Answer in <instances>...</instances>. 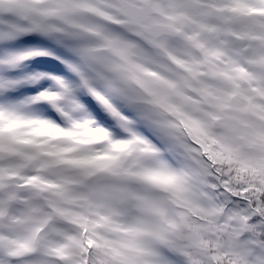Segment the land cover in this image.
<instances>
[{
  "label": "rangeland",
  "instance_id": "1",
  "mask_svg": "<svg viewBox=\"0 0 264 264\" xmlns=\"http://www.w3.org/2000/svg\"><path fill=\"white\" fill-rule=\"evenodd\" d=\"M1 1L5 4L3 5L4 9H9L10 12L14 13L11 3L20 0ZM170 1L173 4V11H170L173 18L178 16V14L174 13V6H179L180 9L185 8L189 6L187 3L190 0ZM203 1L206 2L205 4H212L211 0ZM231 2L235 4L230 5L239 9H237L238 14L236 18L237 20H241L238 21L239 24L243 22V19L239 16L240 11H246L250 8L257 11L262 10L260 13L263 16L262 21H264V0H226V4ZM199 4L203 3L199 2ZM219 5L221 4H215L216 7ZM4 9L0 8V149L3 151L10 150L12 147L18 145V141H27L33 135L40 137L41 129L47 127L45 116L35 110V106L39 104L37 99L39 95L38 93L32 94L29 92L31 89L30 85L34 83V86L39 87L38 89L42 88L39 93L45 90L50 91L49 94L43 92L50 99H53L50 94L55 95L51 93L55 92V87L59 88L66 99V101L60 102L59 106L69 121L67 122L66 130H60L57 128L58 126L52 124L54 137H61L64 131L75 129L77 133L75 144H79L83 140V142L89 143L94 148L104 152L107 156V162H111L112 160V163L116 164L113 175L101 173L92 177V181L95 182L94 187L98 190L95 195L96 214L94 220L96 225L91 228V231L96 234L99 232L101 235L105 233L110 234L111 232L112 235H109L108 239L113 246L109 250L96 252L94 254L96 260L107 263L110 261V264H161V261L150 250L148 244L150 236H154V234H156L155 238L157 241L161 242L160 236L162 234L168 236L169 228L166 225L160 226L157 222L158 217L154 219L152 217L156 215V212L159 213L160 210L169 212L168 214L171 216L175 213L172 209V211H167L166 206L159 202L161 200L160 193L164 192L170 200L176 196H188L195 198V200L199 197L204 203L200 195H205L206 197L208 183L205 175L206 164L202 157V144L206 145L209 143L211 146H214L219 141L218 146L214 148L215 151L219 149V146L235 149L237 146L234 140L235 134L240 130L242 131V127L238 124V116L236 115L240 113V118H244L245 115H242V109L229 115L230 120L236 123L237 127L235 130L233 128L232 131L230 129L226 130L224 123L226 117L221 114L219 108L221 96L217 94L219 90L215 91L217 89L216 86L221 83L216 75L213 79L217 83H209L205 80L207 81L205 82V89L201 84L200 86L190 85L185 78L180 82V76L175 80H171V72L170 74L154 72L152 75L145 68L131 66L129 59L126 60L121 52H114L106 44L91 46L90 52H79V60L73 61L69 58L73 50L72 45L68 42L70 36L67 37L65 32H58L56 40L55 36L47 31L46 26L37 25L32 19L28 24L20 25L18 23L19 20L10 19L8 11ZM47 11L45 10L44 12ZM184 13L188 16L193 15V17L195 15V12L193 13L189 8ZM256 21L249 19L246 23L249 30H251V26L254 28L252 30L253 34L258 33L262 42L260 48L251 53L247 44H243V46H247L251 55L255 56L254 62H249L254 65L255 69H259L264 79V65L262 64V60H264V24L258 22V27L256 26ZM49 26L51 28L50 23ZM206 26L208 27V25ZM94 29L98 31V28ZM103 29L106 30V28ZM100 35L104 38L103 31H101ZM94 37L98 42L99 36L96 35ZM215 41L211 40L213 45H215ZM194 44L200 45L197 41ZM216 45L219 46L218 43ZM173 46V48H169L170 51L172 50L171 55L173 57L177 54H182L183 56L179 57L182 58L185 56V52H190L183 45L175 44ZM94 53L102 55L100 59L95 60V63L99 65L97 69L101 71L92 68L89 70L73 67L76 64L86 63L87 60L83 59V57ZM113 53H115L116 58L110 59L109 55ZM193 55L196 57L197 53L194 52ZM226 56L227 63L224 66L229 65V59H234L228 52ZM197 61L199 63L200 59ZM107 63L112 64L113 67L102 71L105 69L104 65ZM12 65L15 66L10 67ZM129 65L137 69L134 70L136 72L135 75ZM133 65L136 66L137 64ZM219 66L220 64H217L216 67L218 68ZM241 67L243 75L239 73L234 76H238L240 80L242 76L247 79L250 76L247 62L246 67ZM37 68L43 72H33ZM160 69L163 70L164 68L161 67ZM259 72L257 73V81L264 83ZM64 73H69L84 81L88 97L87 103H84L72 92L70 81H63L62 75ZM33 76H40V78L32 81ZM159 81H163L164 83ZM179 82L180 84L172 90ZM225 84L228 88L231 86L223 83L221 87ZM152 86L155 94H158L162 98L157 97L153 90H150ZM247 87H250V85ZM240 89L241 92L238 97H233L232 101L239 99L242 102V95L246 88L241 87ZM208 90H211L216 95H211ZM247 92L249 93V103L254 100H264L263 87H260L259 91L248 89ZM164 93L170 94V96L165 97ZM203 93L210 107L216 110L215 114H210L212 122H217L214 116L218 118L216 127H213L208 122L205 108L200 105L199 95ZM16 96H19L17 100L14 99ZM103 103L118 105L126 110L125 113L129 112L131 114L128 120L118 121V123L127 128L124 131L128 132L131 138L130 148L125 153L126 163L117 162L115 157L119 156V148L127 144V136L121 132L114 134L121 141L119 145L111 148L110 144H116L111 141L112 134L105 133L101 129L100 131L97 130V124L94 123L90 116H86L100 111L99 106ZM262 109L263 107H260L259 111ZM262 114H264V111H262ZM124 116L126 117L125 114ZM117 117L119 118V115ZM120 118L122 117L120 116ZM193 123L196 128L203 126V128L206 127L208 129L210 134L209 140L202 139L200 141L194 137V131L191 129ZM230 123L232 126V122L227 121V124ZM255 124H258V122ZM253 127L257 126L253 125ZM262 127H264V123ZM203 137L206 138V134H203ZM221 137L222 142H220ZM223 140L227 141V143ZM66 143L71 144V141H66ZM67 144L64 145L66 150L64 156L70 160L81 158L83 154L78 152L79 149H69ZM157 144L166 147L170 151L173 164L166 165L162 159L155 155ZM26 150L27 146H23L22 152ZM211 151H206L208 158H212L215 155V152ZM29 157L30 154L27 157L23 155L18 159H12V161L0 165V169H2L0 170V186L6 192L5 198H0L2 207H4L5 201H10L12 204H20L19 209L15 212V216L12 215L15 221H12L8 226V228L12 229L11 233L5 231L0 235V244L1 242L6 243L9 240H13L12 243L14 245L11 249L0 250V264H49V262L56 264L54 262L55 253H43L41 255L33 253L34 251L32 250L35 247L36 241L32 238L31 232L35 228L42 230L40 234L43 232L42 240H40V243L43 245L62 243V245H71V250H75L76 235L74 224L75 220H82L83 218H81L80 212H76L73 209V206L78 202V199L84 201L82 189L77 187L76 184L83 186L86 179L82 178L81 172H86L81 170L83 168H91L92 165L87 164L83 168L77 167L74 169V172H71L70 167L56 165L59 162L57 158L49 159L42 153L38 156L37 152L36 160H34V156L31 159ZM1 159L2 154L0 155V161ZM106 161H104L105 168L109 166ZM18 171H28L24 180L18 179L15 174ZM44 175L49 178L48 180L51 185L48 186H53L54 191L58 190V197L49 193L47 200H41L43 205L47 204L46 209L38 202L36 196L41 197V193L38 192V189L34 185L36 182L34 180ZM175 175L179 178H175ZM261 175L262 179H264V168ZM62 177L64 180L59 184L57 179ZM141 181H146L148 187L146 196L142 195L144 189L139 184ZM222 183L226 187L225 179H223ZM21 184L23 186L16 190L17 185ZM118 184L121 185L120 191L115 192L114 188L111 189L112 185L116 187ZM116 194L121 195L124 199L121 204L124 212L122 209L118 211L115 205L108 207L109 202L113 200V196ZM64 198H70L67 201L69 203L68 206L64 205ZM208 198H210L209 201L212 203L211 198H213V195L211 191L208 192ZM83 201L82 207L85 210ZM151 206L154 209L152 216H150ZM52 207L59 214V222L66 225L69 224L66 230H62L59 227L55 228L50 221H46V226L50 227L48 231L44 229L46 227L43 224L51 214L48 208ZM206 208L212 211V215L215 214L214 207ZM220 209L222 210V206H220ZM159 217L166 218L164 215H160ZM107 219L110 220L108 222L109 226H107ZM238 223V221L234 222L235 225H238ZM97 225L99 228H97ZM52 227L55 228V231H51ZM241 228L243 229L244 227L241 226ZM76 229L78 230L79 228ZM82 230L84 228L80 226L78 230L79 235L84 232ZM198 231L199 229L190 228L189 230L187 227L184 230L187 242H193ZM92 236V234L89 235L90 238ZM129 240L137 241L141 245L143 244V248L139 250L143 251L146 248L147 252H137L136 257H131L124 250L125 246H129ZM51 251L53 250H45V252Z\"/></svg>",
  "mask_w": 264,
  "mask_h": 264
},
{
  "label": "trees",
  "instance_id": "2",
  "mask_svg": "<svg viewBox=\"0 0 264 264\" xmlns=\"http://www.w3.org/2000/svg\"><path fill=\"white\" fill-rule=\"evenodd\" d=\"M233 31L236 34L242 35L239 28L234 29ZM218 48L221 49L220 45ZM220 53L221 56H223L224 53L222 51H220ZM244 97L246 96L244 95ZM242 137L244 138L243 143L247 150L241 152L236 148L223 147V149L222 146H219L218 151H215V155L213 156V161L211 164H215L216 172L221 177H227L230 180L229 184L231 185L235 184V180L237 178H239L241 182L243 181L241 185L247 183V186L250 189L253 188L254 183L256 184L255 192H253L251 195H255L254 198L258 199L254 207L257 206L258 212H260L262 215L260 216L261 219L259 216H257V221L259 226L264 227V188L260 184L261 180L258 182L264 166L254 164L256 157H261L262 159L264 158V149L263 145L257 144L256 146L257 136L254 133L251 134L245 131ZM216 157L218 160L215 162ZM260 160H258V162ZM77 162L81 163L79 160H77ZM208 165V171H211V166L210 164ZM209 178L211 183H218L215 177H213L212 173ZM220 186L223 188L221 194L222 197H220L218 200H214V204L216 206H218L221 202L228 201L231 203V196L227 192V188L223 187L222 183ZM230 190L231 189H229V192ZM235 201L237 200H234V202ZM185 206L194 212L201 210V207L190 199L189 201L185 202ZM236 210H239L237 205H235L226 216L222 215L220 210H217V213L214 217H211L206 213L196 212L197 218L191 219H189V216L186 212H181L185 220H189L191 222V229H199L195 235L197 240L196 243H186L184 245L183 242H181L178 244L179 248H186L187 250L193 252V254L189 255V258L192 260L193 264H264V235H261V239L258 237V241L255 243L257 246L256 249H253L252 247L254 243L252 234L249 235L250 233L245 231L246 235L244 237H239L236 232V228L234 227L233 221L235 217L232 216L236 214ZM231 217H233V219H230ZM89 233L91 232L89 231ZM254 236H257V234L255 233ZM108 237V235H103V238L99 235H96L87 240L88 242L91 240V248L88 250V253L91 252V261H87L88 264L96 263V256H94V254L97 252L96 248H106L109 250L110 247H113ZM128 243L129 246H125L124 250L131 257H136L137 252H147L146 248L143 251L139 250L143 248V244L141 245L137 241L134 242L129 240ZM241 246L244 249L243 258H240L238 255V249H240ZM108 264H110V261Z\"/></svg>",
  "mask_w": 264,
  "mask_h": 264
},
{
  "label": "water",
  "instance_id": "3",
  "mask_svg": "<svg viewBox=\"0 0 264 264\" xmlns=\"http://www.w3.org/2000/svg\"><path fill=\"white\" fill-rule=\"evenodd\" d=\"M144 7L145 8H148L149 7V4H144ZM17 11H20L21 13L25 14V15H32L34 13L32 12H29L27 9L25 8H21V7H15ZM134 8H136V6L132 5V4H126V3H122V7L120 8V11L122 12L123 15H125L126 17H129L131 18L130 21H134V19H132L133 17H136L134 15V13H138V18L140 19L139 21V24H142L144 21H145V8L143 9H137L136 11H134ZM80 12H64V13H61L58 15V19H61L63 20L67 15H70V14H73V15H77L79 14ZM135 22V21H134ZM133 26H137L138 23H134L132 24ZM146 27V26H145ZM147 29L148 27H146V29L143 30L144 33H147Z\"/></svg>",
  "mask_w": 264,
  "mask_h": 264
},
{
  "label": "bare ground",
  "instance_id": "4",
  "mask_svg": "<svg viewBox=\"0 0 264 264\" xmlns=\"http://www.w3.org/2000/svg\"><path fill=\"white\" fill-rule=\"evenodd\" d=\"M78 160H80V157ZM64 166L70 167L69 169L72 170L71 172H74L75 171L74 169H76L79 166V163L77 161H67L66 163H64Z\"/></svg>",
  "mask_w": 264,
  "mask_h": 264
}]
</instances>
